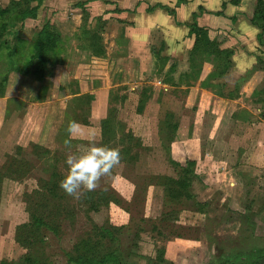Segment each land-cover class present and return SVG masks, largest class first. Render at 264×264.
<instances>
[{"label":"rangeland","instance_id":"obj_1","mask_svg":"<svg viewBox=\"0 0 264 264\" xmlns=\"http://www.w3.org/2000/svg\"><path fill=\"white\" fill-rule=\"evenodd\" d=\"M12 1L0 0V6H12ZM106 1L113 5H105ZM123 1L102 0L90 6L89 0H44L38 20L21 21L18 12L0 18L10 26L0 51V81L9 76L0 95V170L7 169L13 159L20 170L0 183V264L20 262L29 252L52 264H70L75 244L93 233V225L121 228L116 246L132 264H220L221 253L244 251L248 255L252 249L264 248V30L252 24L258 0H198L199 13H193L198 17L202 13L226 16L220 23L206 17L200 27L208 30L221 50L231 53L229 66L205 49L197 56L198 64L191 66L195 37L189 34L180 39L181 32L165 40L160 29L150 33L139 28L133 36L137 46L125 43L126 27L107 15L116 4L122 7ZM147 1L154 9L163 5L161 0ZM28 3L37 5L36 0ZM54 10L60 14L59 21L69 22L65 31L71 33L62 36L50 68L52 76L44 86L21 71L10 72L8 54L13 53L21 69L39 28L51 22ZM84 26L103 36L107 50L103 59L80 51L87 43ZM120 37L125 39L121 44ZM165 42L168 51L173 44V53L165 51ZM129 47L137 56H129ZM234 56L240 60L234 61ZM65 63L66 67L58 68ZM118 67L120 74H115ZM103 68L106 74L100 73ZM225 68L223 77L217 78ZM54 76L59 77L57 86ZM80 83L92 100L89 110L77 100L79 96L71 97L80 91ZM197 87L223 100L203 110L200 97L205 92ZM96 88H107L106 95L101 96ZM240 96L256 117L251 123L240 120L235 127L223 101ZM209 97L205 94L204 99ZM30 105L32 118H28ZM218 111L226 113L227 120H222L226 122L223 133L214 134ZM106 118L112 121L107 143L102 138ZM29 120L33 126L28 131ZM70 121L80 128L66 145ZM168 122L178 126L172 142ZM93 134L96 143L118 147L121 162L100 178L95 189H81L79 199L62 189L64 199L43 206L46 182L54 171L67 174L66 156L84 151ZM190 159L198 161L191 186L193 199L172 203L162 177H179L176 164ZM87 192L105 195L108 203L99 200V209L89 211ZM202 203H209L206 212L200 211ZM58 209L60 216L50 220L55 228H39L33 246L23 247L19 241L27 237L21 235L20 227L32 224L34 214L46 217ZM44 220L49 222L47 217Z\"/></svg>","mask_w":264,"mask_h":264},{"label":"trees","instance_id":"obj_2","mask_svg":"<svg viewBox=\"0 0 264 264\" xmlns=\"http://www.w3.org/2000/svg\"><path fill=\"white\" fill-rule=\"evenodd\" d=\"M28 1L32 2L33 0H25V2H21V0H13L12 6H8L7 8H3L0 6V18L10 16L13 13L18 12V18L21 21H25L27 18H37V11L40 8V5L43 4L44 0H36L37 5L32 7ZM90 2L95 0H89ZM189 0H177L178 6L182 4H187ZM160 8L166 9L169 12H172L165 6L159 5ZM202 9V8H200ZM118 12H121V9L116 8ZM154 8L149 7L148 12H152ZM174 13V11L172 12ZM218 15H223V13H218ZM197 15L194 14V23L190 25V35L195 37L194 47L191 50V55L189 58L190 65L196 66L197 56L198 54L205 49V51H210L213 57L218 58L219 60H225L226 66L232 65L231 61V53H226L224 50H221L218 47L217 43L210 38L208 35V30L202 28L198 25ZM252 24L260 27L264 30V0H258L257 7L254 12V16L252 19ZM8 23L6 21H0V51L3 47L2 41L4 34L8 32ZM86 27L84 26L82 29V33L84 32L86 38H84L87 43H85V48L88 50L92 56L102 57L106 54V50L103 44L102 35L94 34V31H86ZM81 33V34H82ZM79 38V37H78ZM261 39V35H260ZM62 43V35L51 22H45L43 27L39 29L37 37L32 44V51L27 61L23 64L20 69L16 63L15 58L13 57V53L9 52V66L10 72L12 71H21V73L26 76L44 84H48L49 78L52 76L51 67L53 65V58L58 56V50L61 49ZM228 68V67H227ZM23 69V70H22ZM226 68L222 73H219L216 77H223L226 72ZM17 71V72H18ZM8 74L4 75L0 81V95H4V90L7 86L8 82ZM80 91L75 92L74 94H79ZM220 95V94H219ZM76 98V97H75ZM79 101H83L88 105V110L91 106V98L89 94H83L78 97ZM83 109V108H81ZM84 124L88 122L85 120L82 121ZM112 121L109 118L103 120L102 123V138L104 142H108L107 131H110L109 124ZM167 127L173 130L171 131L172 136H170V141L172 142V138L174 137V131L177 130L178 126L176 124L167 123ZM66 129V128H65ZM66 132V131H64ZM67 135L68 132H67ZM68 137V136H67ZM69 138V137H68ZM42 148V147H41ZM45 153H49V150L44 149ZM21 163L23 160L20 161ZM7 169L0 170V183L4 181L6 177H10L13 175L19 174V164H17L16 160H11L9 162ZM179 169V177L173 178L168 176L162 177V184L165 188L166 197L175 204L182 203L185 200L193 199V194L191 192V186L194 179L197 177L195 173V166L197 165L196 160H188L184 164H176ZM64 178L63 175H60V172L54 171L52 174V179L46 182V187L48 186V190L46 194H42V202L43 206L45 204H53L56 200L64 199L62 195V188L60 187V181ZM86 197L88 198L87 203H90L89 211L98 210V206L100 202L99 200H104L105 204L108 203V199H106L105 195L100 196L98 192H87ZM62 204V203H61ZM209 204V203H208ZM207 203L199 204V208L201 212H206L205 207L208 206ZM49 207H47L48 209ZM44 214V213H43ZM60 216L59 209L54 212L50 210L47 213L46 217L42 215L34 214L32 216V224L23 225L20 227L21 235L27 237L25 240H20V244L30 249V246H33L32 239H36V231L41 227H46L48 229H54L53 223L50 220L56 219ZM121 231V228H117L114 226H99L93 225V233H91L88 237L80 239L78 243L75 244L72 253L69 255V263L70 264H132L126 260L123 252L120 250L117 243V232ZM223 250V249H221ZM224 259L220 262V264H259L262 259H264V248H255L251 250V253L246 255L244 251H236V253H221ZM36 255H32L31 252L27 254L26 257H23L20 262L13 264H52L50 261H42L35 257ZM254 258V260H253Z\"/></svg>","mask_w":264,"mask_h":264},{"label":"crops","instance_id":"obj_3","mask_svg":"<svg viewBox=\"0 0 264 264\" xmlns=\"http://www.w3.org/2000/svg\"><path fill=\"white\" fill-rule=\"evenodd\" d=\"M100 1H102V0L92 1L91 2L92 4L90 3V6L91 5L94 6L93 4L98 3ZM140 1H143V0H138V1H136V0H132V1L131 0H126V1H123L122 7L119 6L118 4L114 3V4H116L114 9H113L115 11L111 12L110 14H107V15H110V16L116 18L118 20L117 22H120V26H125L126 27L127 33L124 35V38H126V42L125 43H129L130 46H132V44H133L134 47L137 46V42L133 41L134 40L133 36L135 34V31L137 29H139V28H140L141 32H142V29H143V30H145L144 32H149L150 31V33H152V31H154L155 29H160V30H162L165 33V40H167L168 38L176 36V34L178 32L182 33V37L180 39H183V38L187 39V37L189 36V33H190V25L192 23H194V14L193 13H195V12L199 13V5H201L200 3H198V0H189V2L187 4H182L181 6H178L177 0H161L163 2L162 4L165 7H167L168 9H170L172 12L174 11V13L169 12L166 9H162V8H156L152 12H148L147 10L150 7L149 6L150 5L149 2L147 0H144L141 3ZM106 4L107 5L108 4L109 5L110 4L113 5L112 1H106L105 5ZM43 5L44 4H42L40 6V8H39L38 17L40 15V11H41V13H43L42 12ZM191 6H193V8H192L191 11H189V7H191ZM116 8L121 9V12H118L116 10ZM103 11H105V9ZM92 14H95V13L93 12ZM202 14L199 15V17H197V22H198L199 26L203 25L202 21H203L204 18L210 17V16H212L214 18V19H211L213 21L212 23H214V22L220 23L221 20H226L225 19L226 16H223V15H218L217 14L215 16V15L206 14V13H204L203 15ZM52 15H54V17H52L51 23L57 25L58 31H60V34L62 36H64V37H66L65 35L70 36L69 34L71 33V30L67 29L65 31V28L69 27V26H67V24H69V22H67L65 20H62V19H61V21H59L58 15H60V14H58V12H56L55 14H52ZM95 15H97V13ZM95 15H92V16L95 17ZM37 20H38V18H37ZM37 20H35L34 23L36 25H38V26H41L40 25L41 22L38 23ZM143 20H146V21L143 22ZM128 26H129V28H128ZM121 28H123V27H121ZM39 29H41V27ZM121 33L123 34V32H121ZM257 33H259V32H257ZM102 38H103V36H102ZM124 38L120 37V44L123 42V40H125ZM193 38H194V36H193ZM180 39H178V41H180ZM194 40H193L192 46H193V44L195 42ZM62 42H63V37H62ZM103 44H104V47H105L104 38H103ZM115 45H116V41H115ZM165 45H166L165 51L167 53L169 51H170V53H173V51H174L173 44H172L171 48H169V51H168L166 42H165ZM80 48H81L80 51H83V52L87 51L91 55V53L88 50H86L85 45L82 46V47L80 46ZM105 50H106V47H105ZM133 51L134 50L132 49V47L128 48V52L130 53L129 56H131L134 53ZM180 51H182V49ZM106 55H107V50H106ZM134 55L137 56L135 53H134ZM129 56H127V57H129ZM168 56L170 57V55H168ZM102 57H104V56H102ZM102 57H96L95 56V58H99V59H103ZM127 57H126V59H127ZM172 57H175V56H172ZM239 58H240L239 56H237V57L234 56L233 60L238 62L240 60ZM171 59H173V58H171ZM98 61H100V60H98ZM65 65H67V64L66 63L64 65L63 64H58L57 66H58L59 69H63L64 67H66ZM84 65L88 66V67L91 66V65H88L86 63ZM136 66L137 67L133 68L134 70L138 68V65H136ZM102 67H104V66H102ZM104 69L105 68H103L102 69L103 71L100 72L101 74H103V73L106 74V71ZM60 72H62V74L64 73L63 70H61ZM113 72L115 74H120V67H118L116 69V71H113ZM109 75H111V74H108V76ZM58 76H54V78H53L54 82H55V79H56V82H57V80L59 78ZM26 78H28V77H26ZM73 78H77V77L73 76ZM128 79H130V78L125 77L126 81ZM34 81L40 84V82H38L36 80H34ZM56 82L54 83L55 85H56ZM79 87H80V93L79 94H74L73 93V94H71V97H74V96L76 97V96H80L82 94H85L84 92L86 91V89H84V92H83V90H82L83 88L81 87V83L79 84ZM99 89L96 88L95 90H99ZM106 89L107 88H101L99 90V93H100L101 96H105L106 95ZM202 90L205 92L200 97V103H202L204 105L203 106V108H204L203 110H205L207 108H209L211 110V108L214 107V106H212L214 104V102L219 103L220 100H223L222 98H219L218 96H216L212 92H209V90H205V89H201L200 90V88L197 87V91H202ZM108 92L109 91H107V94H108ZM205 94H209L210 95L208 100L204 99L205 98ZM251 97H252V95L250 96V98ZM243 99H244V97L242 98L240 96L239 98L224 99V101H223L224 104L226 105V108L228 109L229 114H230L229 121H231L230 123L233 126H235V127L238 126L237 124L241 123L242 121H244L245 123H251V121H253L252 119H254L256 117L255 113L252 111V108L242 103ZM241 103H242V105H241ZM28 109L30 110V114L28 115V118H29V117H31V114H33L34 108L32 107V105H30V106H28ZM260 110H262V108ZM218 115L219 116H216V120H215V124H217V125L213 128V133L214 134L215 133L216 134L217 133H220V134L223 133V131H221V130H222V128H224V125L226 124V122L222 123V120H224V119L227 120L226 119V113H221V112L218 111ZM34 118L35 117H33V119ZM217 119H218V122H217ZM240 120H242V121H240ZM26 122H27V125H26L27 126V130L29 131L32 128L33 123H32L31 120L26 121ZM1 128L2 127H1V124H0V131H1ZM34 141L36 142L37 140L34 139ZM195 160L197 161V159H195ZM197 163H198V161H197Z\"/></svg>","mask_w":264,"mask_h":264},{"label":"clouds","instance_id":"obj_4","mask_svg":"<svg viewBox=\"0 0 264 264\" xmlns=\"http://www.w3.org/2000/svg\"><path fill=\"white\" fill-rule=\"evenodd\" d=\"M79 128L77 122H69L66 145L71 144V138L77 134ZM64 162L67 165V174L60 181V187L69 196L79 199L81 189H95L100 178L111 174L112 169L121 162L120 149L96 143L93 134L84 151L71 152Z\"/></svg>","mask_w":264,"mask_h":264}]
</instances>
